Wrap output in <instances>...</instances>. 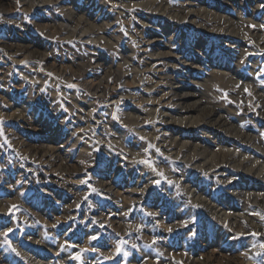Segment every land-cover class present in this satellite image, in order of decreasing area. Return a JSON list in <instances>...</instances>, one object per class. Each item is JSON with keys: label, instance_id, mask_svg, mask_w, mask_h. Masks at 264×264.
<instances>
[{"label": "rangeland", "instance_id": "374dc122", "mask_svg": "<svg viewBox=\"0 0 264 264\" xmlns=\"http://www.w3.org/2000/svg\"><path fill=\"white\" fill-rule=\"evenodd\" d=\"M262 26L264 0H0V264H264Z\"/></svg>", "mask_w": 264, "mask_h": 264}, {"label": "snow or ice", "instance_id": "6c2138e0", "mask_svg": "<svg viewBox=\"0 0 264 264\" xmlns=\"http://www.w3.org/2000/svg\"><path fill=\"white\" fill-rule=\"evenodd\" d=\"M262 27H264V26H262ZM69 87H74V85H69ZM142 139H143V138H142ZM157 151H159V149H157ZM81 183H86V181H81ZM157 183H158V182H157ZM92 191L95 192L96 189H92ZM85 199H87V197H85ZM12 207L14 208V207H16V206L13 205ZM10 211H11V209H10ZM12 231H13V230H12L11 228H9L7 232L3 233V235L5 236V238H7L8 233H10V232H12ZM169 231H171V229H169ZM92 239H96V237H92ZM82 251H83V250H82ZM116 251H117V252H120V251H121L120 247H117ZM125 255H127V253H125ZM79 258H80L79 255H77V256H76V259H79Z\"/></svg>", "mask_w": 264, "mask_h": 264}, {"label": "bare ground", "instance_id": "6f19581e", "mask_svg": "<svg viewBox=\"0 0 264 264\" xmlns=\"http://www.w3.org/2000/svg\"><path fill=\"white\" fill-rule=\"evenodd\" d=\"M84 31H85V30H84ZM183 103H184V102H180V104H179V105L182 106V108H183ZM184 120H185V121H184ZM187 120H190V118H188ZM183 122H186V119H184V118H180V119L177 121V123H183ZM188 125L192 126L193 124L189 123ZM184 127H188V126H186V124H185ZM263 168H264V166H262L260 169H263ZM172 176L175 178L174 175H171V177H172Z\"/></svg>", "mask_w": 264, "mask_h": 264}]
</instances>
